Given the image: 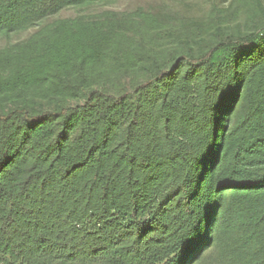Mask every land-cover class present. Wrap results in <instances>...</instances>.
Segmentation results:
<instances>
[{
	"label": "trees",
	"instance_id": "16d2710c",
	"mask_svg": "<svg viewBox=\"0 0 264 264\" xmlns=\"http://www.w3.org/2000/svg\"><path fill=\"white\" fill-rule=\"evenodd\" d=\"M112 1L0 0V264H264V6L44 24Z\"/></svg>",
	"mask_w": 264,
	"mask_h": 264
},
{
	"label": "rangeland",
	"instance_id": "374dc122",
	"mask_svg": "<svg viewBox=\"0 0 264 264\" xmlns=\"http://www.w3.org/2000/svg\"><path fill=\"white\" fill-rule=\"evenodd\" d=\"M258 1L264 6V0ZM254 2L255 0H115L90 8L80 7L64 10L57 16L45 20L44 24L65 18L90 19V17L102 16L104 13L129 14L136 9H142L157 16L160 15L163 21L169 23L194 21L198 24H205L208 18L214 14L220 17H231L229 20L236 18L232 16L239 14L237 21L229 25L232 30H238L243 27L242 10H245V5ZM36 30L37 28L8 36L0 35V50L26 40ZM214 242L213 246L194 264H234L225 247L222 235L215 236Z\"/></svg>",
	"mask_w": 264,
	"mask_h": 264
}]
</instances>
